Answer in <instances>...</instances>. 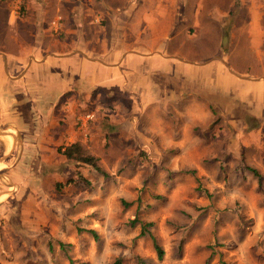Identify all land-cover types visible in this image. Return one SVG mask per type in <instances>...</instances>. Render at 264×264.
Listing matches in <instances>:
<instances>
[{
	"label": "rangeland",
	"instance_id": "374dc122",
	"mask_svg": "<svg viewBox=\"0 0 264 264\" xmlns=\"http://www.w3.org/2000/svg\"><path fill=\"white\" fill-rule=\"evenodd\" d=\"M99 1H71L68 7L78 13L71 22L69 9L58 18L56 0H7L12 8L0 0V38L16 54L18 47L38 45V34L66 46L84 3L94 20ZM38 12L44 15L39 32ZM95 23L103 36L108 33L104 20ZM175 38L156 48L193 60L217 53L239 76L264 73V62L241 41L224 53L211 40L187 45ZM32 51L26 61L46 54ZM25 63H12L7 75L2 70L21 95L11 103L0 96V264H264V121L247 113L259 105L254 95L264 100L259 87L242 79L234 84L216 60L196 68L175 59L130 57L122 72L131 79L120 76L128 81L121 89L114 85L120 77L98 69L85 81L78 74L89 69L71 61L80 82L36 117L22 101L34 95H23L25 85L14 81ZM45 67L39 74L66 70ZM29 74L23 81L38 83V72ZM82 80L97 86L89 89ZM186 93L196 96L179 102ZM73 141L97 157L104 175L73 162L61 165L56 149ZM248 168L258 171L259 182ZM78 170L86 182L75 178L62 190L54 187ZM18 199L25 230L16 233L22 225L11 219ZM142 222L150 223L159 259L150 237L139 234Z\"/></svg>",
	"mask_w": 264,
	"mask_h": 264
},
{
	"label": "crops",
	"instance_id": "0c3cea01",
	"mask_svg": "<svg viewBox=\"0 0 264 264\" xmlns=\"http://www.w3.org/2000/svg\"><path fill=\"white\" fill-rule=\"evenodd\" d=\"M56 1L54 8L59 19L61 14L66 15L73 12L74 15L72 14L71 16V22L78 21V13L75 11V6L72 5V8L68 7L73 0H69L70 2L68 0ZM122 1H116L112 5L107 0H100L97 11L95 10L96 13L95 11L93 14L91 12V17L94 16V20L88 18L92 8H90L89 3H84L81 23H77L78 27L72 30V41L66 46H57L54 43L46 42V40L43 41L38 34V41L35 40L34 43H38V45L18 47L19 52L16 54L8 50L9 42L0 38V72L4 69L3 63L6 67V72L4 70L3 72L7 75L12 63L26 62L14 81L19 86L25 85V91L24 93L22 92L23 95H38V115L39 112L44 110L43 107L49 105L54 98L58 100L64 93L72 90L73 83L80 79L78 75H83V79L88 81L85 76L87 74L95 75L97 73L96 69H98L111 79L113 75L116 78L123 77V75L128 77L129 73L124 74L122 69L123 65H125L124 62L130 57L175 59L185 65L196 68L210 60H216L221 63V70L234 79V84L239 82V79H242L248 85L259 87L261 93H264V73L239 76L232 66L221 58L220 54L214 53L206 59L193 60L177 54L174 50L162 52L156 48V45L164 41H171V39L179 37L181 44L186 43L187 45L199 41L210 44L209 41L211 40L216 52L222 50L225 53L241 41L249 48L250 53H253L251 55L256 61L264 62V59H262L264 58V0H241L240 4H237V0H208L207 7L209 9L203 8L206 0ZM4 3L11 8L13 7V4H8L7 0H4ZM211 6L216 7L215 12L210 8ZM41 9L42 7L38 5V11ZM65 9H69L71 12H67ZM9 11L11 12L12 9ZM52 12L54 13V10ZM7 13L5 11L4 14V22L6 24H8ZM39 15L40 12H38V32L40 29L44 31L43 26L40 24L41 19H44V15L40 17ZM51 15L48 16L50 17ZM98 18L105 21V30L109 29L104 36L102 35V26L97 28L95 23ZM51 23L55 24V21H51ZM215 31L216 35L214 36ZM33 48L40 56L44 53L46 54L41 59L36 60L33 58L30 61H26L27 54L34 53L32 51ZM71 61H76L82 67L88 68L89 72L86 73L80 69L77 75L78 70H73L71 69L72 66L68 65L72 64ZM52 65L56 67L60 65L66 70L59 69L53 74H46L47 76L39 74L40 67L46 66L49 68ZM90 66L95 67V69L93 68V73H91ZM31 72H38V83L28 84V82L23 81ZM168 73L177 74L172 69ZM121 77L117 82H114V85L124 89L126 85L124 81L126 80ZM128 78L131 79V76ZM6 84H8L6 86L8 91L6 92L21 95V92H17L9 81ZM79 84H83L84 87L88 86L83 80ZM51 85H54L51 89L52 92L49 91L52 87ZM108 85L111 84L109 83ZM108 85L107 88H113L112 85ZM55 86L56 91H54ZM96 86L95 84L91 87L88 86V88L91 89ZM207 89L209 90L208 87ZM209 92L211 93L210 90ZM46 95L47 97L43 98ZM256 95L253 97L259 101V105L256 111L250 110L249 112L248 110L247 113L264 121V100L262 102L260 95L258 93ZM188 96L196 95L186 93L183 98L179 99V102H182ZM198 98L204 99L201 96ZM42 100L44 101L42 102ZM262 124L264 125V122Z\"/></svg>",
	"mask_w": 264,
	"mask_h": 264
},
{
	"label": "trees",
	"instance_id": "16d2710c",
	"mask_svg": "<svg viewBox=\"0 0 264 264\" xmlns=\"http://www.w3.org/2000/svg\"><path fill=\"white\" fill-rule=\"evenodd\" d=\"M0 96L6 98L7 102H13V95L14 93H8L6 91L7 88L6 86L8 84L7 78L2 74V72H0ZM11 82V81H10ZM94 89V88H93ZM19 96V95H17ZM33 96V95H30ZM25 102H30V107L34 110V114H37L36 117H38V95H34V98L32 97H25L23 98ZM15 106V105H13ZM217 121V118L214 119L212 121V124L215 123ZM37 149L36 147L33 148L34 153L37 154ZM57 152L61 155L62 157V163L61 165H66L67 163H75L77 167H79V169H89V170H93L94 172H97L99 174L104 175V171L101 168V166L99 165V163L97 162V157H95L92 154L89 153H85L82 149L81 146L79 144V142L77 141H73V142H69L64 144V146H60L57 147ZM249 171L253 174V176L256 177L257 181L259 182L261 180V175L258 173V171L254 168H248ZM75 178H78L77 180H84V182H86V178H84V176L82 175L81 171L78 170V172H76V176L75 177H69V178H65L63 181H56L54 183V187L57 190H62V188L64 186H67L68 184L72 183L74 181ZM31 184H34L32 181L30 182ZM22 201L21 200H17V202L14 203V215L16 216L14 219H11L12 222L18 221L21 223L24 222L22 221V219L24 220V218L21 216V208H22ZM8 222L10 223V226L13 227V223L10 221V219L8 218ZM149 227H150V223L149 222H142L141 226H140V231L139 234L140 235H146L148 237H150L153 248L156 252V256L159 259L161 257V248L159 247V245L157 244L155 238L151 235L150 231H149ZM20 230H25V228L22 226H20V228H16L15 232L17 233V231ZM58 245L61 247L62 244L59 242ZM119 260H115L114 264H118Z\"/></svg>",
	"mask_w": 264,
	"mask_h": 264
},
{
	"label": "water",
	"instance_id": "95a60500",
	"mask_svg": "<svg viewBox=\"0 0 264 264\" xmlns=\"http://www.w3.org/2000/svg\"><path fill=\"white\" fill-rule=\"evenodd\" d=\"M3 70H4V72H6V67H5V64L3 63Z\"/></svg>",
	"mask_w": 264,
	"mask_h": 264
}]
</instances>
